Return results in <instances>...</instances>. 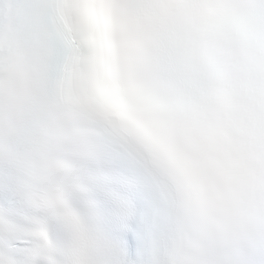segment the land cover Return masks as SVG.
<instances>
[{
	"label": "clouds",
	"instance_id": "clouds-1",
	"mask_svg": "<svg viewBox=\"0 0 264 264\" xmlns=\"http://www.w3.org/2000/svg\"><path fill=\"white\" fill-rule=\"evenodd\" d=\"M18 8L0 0V264L18 239L22 264H264V0H50L72 50L55 134Z\"/></svg>",
	"mask_w": 264,
	"mask_h": 264
},
{
	"label": "snow or ice",
	"instance_id": "snow-or-ice-1",
	"mask_svg": "<svg viewBox=\"0 0 264 264\" xmlns=\"http://www.w3.org/2000/svg\"><path fill=\"white\" fill-rule=\"evenodd\" d=\"M17 3L19 8L13 23L44 59L46 96L49 102L44 104L43 111L48 121L47 131L55 134L65 119L54 103L55 83L65 60L72 55V50L66 38L53 26L48 8L50 0H17Z\"/></svg>",
	"mask_w": 264,
	"mask_h": 264
}]
</instances>
